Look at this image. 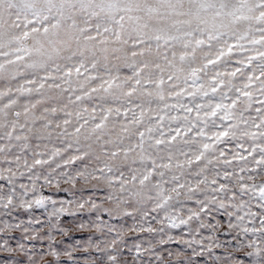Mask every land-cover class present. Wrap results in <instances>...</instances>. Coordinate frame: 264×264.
Segmentation results:
<instances>
[{
  "label": "snow or ice",
  "instance_id": "obj_1",
  "mask_svg": "<svg viewBox=\"0 0 264 264\" xmlns=\"http://www.w3.org/2000/svg\"><path fill=\"white\" fill-rule=\"evenodd\" d=\"M0 264H264V0H0Z\"/></svg>",
  "mask_w": 264,
  "mask_h": 264
}]
</instances>
